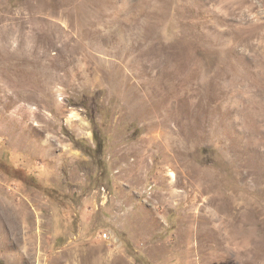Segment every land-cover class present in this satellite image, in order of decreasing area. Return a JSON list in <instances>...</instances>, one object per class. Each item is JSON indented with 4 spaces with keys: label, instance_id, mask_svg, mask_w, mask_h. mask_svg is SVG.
Instances as JSON below:
<instances>
[{
    "label": "rangeland",
    "instance_id": "1",
    "mask_svg": "<svg viewBox=\"0 0 264 264\" xmlns=\"http://www.w3.org/2000/svg\"><path fill=\"white\" fill-rule=\"evenodd\" d=\"M0 264H264V0H0Z\"/></svg>",
    "mask_w": 264,
    "mask_h": 264
}]
</instances>
